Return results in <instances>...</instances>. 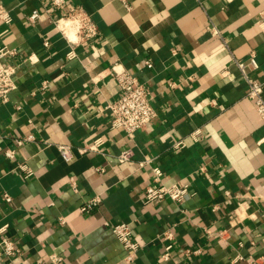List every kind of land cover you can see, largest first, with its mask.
<instances>
[{"label": "crops", "instance_id": "obj_1", "mask_svg": "<svg viewBox=\"0 0 264 264\" xmlns=\"http://www.w3.org/2000/svg\"><path fill=\"white\" fill-rule=\"evenodd\" d=\"M2 1L12 21L0 25V48L16 50L5 60L17 72L0 102V226L8 224L0 238L16 239L22 253L0 264H38L51 254L60 264H264V121L235 62L254 51L259 67L250 71L264 80V0H130V8L69 0L101 31L76 46L75 58L50 16L29 20L51 0ZM114 65L151 87L158 112L134 138L111 126L106 106L121 95ZM98 137V151H82ZM179 139L186 145L176 149ZM59 143L71 146V160ZM128 149L132 158L121 162ZM145 155L157 156L166 183L188 181L194 195L148 202L152 172L138 163ZM20 162L34 173L25 177ZM94 196L100 204L83 211ZM118 222L139 243L132 262L113 231Z\"/></svg>", "mask_w": 264, "mask_h": 264}, {"label": "built area", "instance_id": "obj_2", "mask_svg": "<svg viewBox=\"0 0 264 264\" xmlns=\"http://www.w3.org/2000/svg\"><path fill=\"white\" fill-rule=\"evenodd\" d=\"M120 1L127 8L131 7L130 0ZM64 5H68L69 8L63 13L53 16L55 10ZM45 15L51 17L55 28L70 45L71 49L68 53L70 58H75L77 56L75 49L77 45L95 39L101 33L92 15L80 4L73 3L70 5L69 0H51L47 6L34 9L29 16V20L31 22H36ZM261 20L264 22V10L261 12ZM11 21L12 15L10 10L5 6L3 1L0 0V25L10 23ZM44 45L46 47L51 45L49 38H45ZM15 53L16 50L6 46L0 48V102L3 103L9 100L10 93L16 88L15 74L17 72V65L5 60L7 56ZM235 62L248 84L247 96L253 100L257 112L264 121V80L253 75L250 71V67L252 69H257L259 67L256 54L252 51L247 59L235 58ZM110 74L115 78L121 90V95L114 101H109L106 106L112 115L111 126L115 129H121L129 137L134 138L138 130L148 127L152 120L158 115L157 109L151 102V87L124 67L118 68L114 65L110 68ZM44 83V86H46L48 81ZM193 133L192 135L194 136L197 132ZM0 136H2L1 132ZM33 139H35V136L30 134L24 138L17 139L16 143L17 145H23L25 141H31ZM103 142V138L98 137L82 148V151H98L99 146L103 144ZM57 145L62 157L67 161L71 160L73 157L71 146L63 143ZM185 145L184 139L176 140L173 143V147L176 149L183 148ZM3 153L13 158L15 157L16 150L6 148L3 150ZM131 158L132 151L129 149L123 150L118 154V159L121 162L128 161ZM156 159L157 156L145 155L144 158L138 162L141 168L147 167L151 169L152 172V181L144 188V198L148 202L170 199L172 202L178 203L194 195L195 192L188 181L178 180L173 183H166L164 181V172L162 168L155 163ZM17 168L25 173V177H29L34 173L25 162L18 163ZM97 169L103 170L104 168L99 166ZM69 182L70 185L77 190V181L73 176L69 178ZM4 197L6 201L11 200V196L8 193H6ZM100 202L101 197L94 196L90 198L81 209L83 211H91L100 204ZM235 219L237 220V217ZM63 221L62 219V222ZM7 228L8 224L0 226V233H4ZM113 231L128 252L126 260L132 262L135 252L139 247V243L133 238L131 226L127 222H118L114 224ZM164 236L169 240L173 239V231H165ZM172 247V242L165 245V252L163 254L165 259L170 258ZM21 251L16 239L9 236L0 238V257L3 255L17 257L22 253ZM61 260V256L51 254L49 260L40 261L38 264H60Z\"/></svg>", "mask_w": 264, "mask_h": 264}]
</instances>
